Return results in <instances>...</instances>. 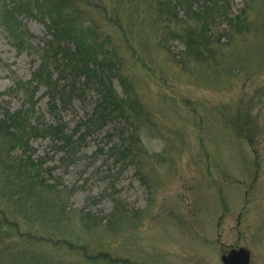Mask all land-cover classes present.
<instances>
[{
	"label": "rangeland",
	"instance_id": "374dc122",
	"mask_svg": "<svg viewBox=\"0 0 264 264\" xmlns=\"http://www.w3.org/2000/svg\"><path fill=\"white\" fill-rule=\"evenodd\" d=\"M58 1L0 0V115L25 107L24 93L11 90L40 64ZM143 1L78 0L75 6L98 16L119 46L127 81L146 106L140 143L148 152L134 161L112 155L122 123L91 131L74 151L49 138L33 139L31 152L53 167L47 182L71 188L65 201L72 210L69 223L58 213L59 203L35 201L41 226L34 228L56 235L69 229L67 240L82 245L40 242L32 233L21 245L10 237L6 243L17 246L15 255L26 250L37 264H105L97 260L104 251L118 259L114 264H223L221 256L240 247L250 251L249 264H264V0H223L226 14H218L208 28L219 38L210 61L187 57L181 40L167 38L169 50L162 47L166 37L157 32L162 7L159 0L151 8ZM234 15L246 18L248 30L236 32L230 25ZM103 16L113 17L115 25ZM179 17L185 18L182 11ZM82 21L65 23L79 29ZM188 26L199 24L189 20L171 28L182 33ZM14 36L26 37L24 48L16 47ZM83 94L57 113L68 132L92 115L98 95L92 88ZM36 96L37 117L56 123L45 88ZM126 130L125 136L131 131ZM116 201L129 209L125 217L115 214L111 224L97 230L77 223L84 213L105 219ZM10 260L7 256L0 264Z\"/></svg>",
	"mask_w": 264,
	"mask_h": 264
},
{
	"label": "trees",
	"instance_id": "16d2710c",
	"mask_svg": "<svg viewBox=\"0 0 264 264\" xmlns=\"http://www.w3.org/2000/svg\"><path fill=\"white\" fill-rule=\"evenodd\" d=\"M77 1L59 0L54 4L51 12H54L55 8L57 12L52 13L48 25L51 38L46 40L41 48L40 64L29 80L18 81L11 90L24 93L25 107L16 111L7 109L0 115V259L11 256V260L8 261L10 264L37 263L34 258L26 254V250L23 254L18 252L15 255L17 246L7 245L6 241L9 237L11 243L20 245L26 238L29 239L31 233L40 242L73 244L74 249L82 245L79 239L76 242L67 240L69 229H60L58 236L53 231H37L34 228L41 226V222L37 219L39 212L36 213L33 208L35 201L50 200L51 203H59L58 213L66 216L72 210L68 204L66 206L65 201L67 195L69 201L71 188L69 191L68 186H63L61 189V185L56 181L53 184L47 182L45 176L53 173V167L47 165L45 158L35 157L31 152L33 139L49 138L55 144L62 143L63 148L74 151V148L76 146L79 148L84 137L91 131L95 132L110 123H122L123 127L118 124L120 143L110 147L112 155L118 153L120 161H125L128 157L129 160L134 161L147 151H144L140 143V131L145 126L144 121L148 115L146 106L140 100L134 84L127 81L119 46L114 43L111 34L103 31L98 16L94 17L87 9H78L75 6ZM148 1L151 8L154 0ZM191 1L197 0H159L157 4L162 9L158 12L157 19L160 25H157V32L164 33V38L166 37L162 40V47L168 48L167 38L181 40L186 47L187 57L197 61H210L216 54L214 46L218 45L219 38L208 34V28L216 24V17L221 13L226 14L228 2L202 0L196 5ZM181 11L184 19L179 17ZM104 17L115 25L113 17ZM75 18L83 20L82 27L67 29L65 22ZM189 20L198 23V28L188 26L184 27L182 33L172 31L173 25H183ZM245 21L246 18L242 15H234L230 18V25L236 32H241L248 30ZM85 29H88L87 36L84 33ZM13 38L18 40L17 48H24L27 44L24 36ZM125 39L129 40V36ZM21 41L23 43L19 45ZM117 81L122 90L118 89ZM40 87L45 88L48 108L54 116H57L61 106L68 105L73 97L79 100L88 88H92L98 98L94 101L91 117L77 128L76 132H68L59 115L56 123L44 122L43 116L39 119L36 115V94ZM127 128L131 131L125 136ZM80 130H83V133H79L74 139ZM25 208L26 210L23 211ZM113 209L112 214L105 219L93 213L81 214L77 217V223L88 229L97 230L111 224L115 214L125 217L129 212L127 206L117 201ZM43 214L45 216L47 213ZM66 218L69 223L72 222L69 216ZM58 222L60 224L62 221L59 219L53 223ZM44 225H48L47 222ZM28 227H31V230H26L29 229ZM33 228L36 232L32 230ZM89 259L94 258L89 257ZM97 260L105 264L118 262L117 258L106 251L99 252Z\"/></svg>",
	"mask_w": 264,
	"mask_h": 264
},
{
	"label": "water",
	"instance_id": "95a60500",
	"mask_svg": "<svg viewBox=\"0 0 264 264\" xmlns=\"http://www.w3.org/2000/svg\"><path fill=\"white\" fill-rule=\"evenodd\" d=\"M223 264H249L251 253L247 248H233L221 256Z\"/></svg>",
	"mask_w": 264,
	"mask_h": 264
}]
</instances>
